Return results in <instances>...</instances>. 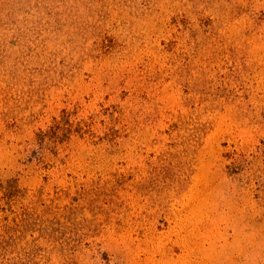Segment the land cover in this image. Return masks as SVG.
Segmentation results:
<instances>
[{
  "label": "rangeland",
  "instance_id": "rangeland-1",
  "mask_svg": "<svg viewBox=\"0 0 264 264\" xmlns=\"http://www.w3.org/2000/svg\"><path fill=\"white\" fill-rule=\"evenodd\" d=\"M0 184V264H264V0H0Z\"/></svg>",
  "mask_w": 264,
  "mask_h": 264
},
{
  "label": "trees",
  "instance_id": "trees-1",
  "mask_svg": "<svg viewBox=\"0 0 264 264\" xmlns=\"http://www.w3.org/2000/svg\"><path fill=\"white\" fill-rule=\"evenodd\" d=\"M202 132V129H199L195 134L191 135L189 138H184L182 142L180 143L182 154L184 157H190L191 154L194 152L195 147L199 143V136ZM55 133V132H53ZM183 160L184 162L181 163L182 167L185 168V165L188 161V159ZM186 161V162H185ZM13 188H11L9 185L0 184V194H8L12 191ZM7 235V230L3 229L0 232V239H4V237Z\"/></svg>",
  "mask_w": 264,
  "mask_h": 264
}]
</instances>
